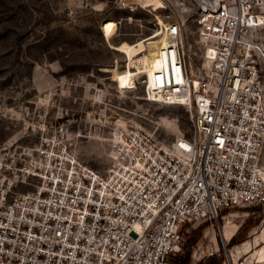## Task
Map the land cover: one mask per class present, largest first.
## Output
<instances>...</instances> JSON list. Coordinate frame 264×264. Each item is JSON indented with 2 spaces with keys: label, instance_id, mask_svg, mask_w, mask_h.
<instances>
[{
  "label": "built area",
  "instance_id": "2783aa9c",
  "mask_svg": "<svg viewBox=\"0 0 264 264\" xmlns=\"http://www.w3.org/2000/svg\"><path fill=\"white\" fill-rule=\"evenodd\" d=\"M161 1L139 37L159 38L156 56L128 88L185 105L190 126L169 140L99 127L109 159L95 168L71 151L82 130L51 123L14 160L30 188L0 186V264H170L186 224L264 204V0Z\"/></svg>",
  "mask_w": 264,
  "mask_h": 264
},
{
  "label": "rangeland",
  "instance_id": "374dc122",
  "mask_svg": "<svg viewBox=\"0 0 264 264\" xmlns=\"http://www.w3.org/2000/svg\"><path fill=\"white\" fill-rule=\"evenodd\" d=\"M127 1L140 4L133 9L120 7V0H0V186L30 188L17 170L24 160H14L51 123L82 130L71 151L95 168L109 159L99 127L132 124L167 140L188 129L185 105L148 100L141 84L128 88L135 82L132 67L146 68L156 56L159 38L139 37L156 20L148 5L162 1ZM97 85L105 90L99 101L93 96ZM227 222L235 232L230 241L223 234ZM177 254L179 262L170 264H264V204L186 224L184 244L172 257Z\"/></svg>",
  "mask_w": 264,
  "mask_h": 264
},
{
  "label": "bare ground",
  "instance_id": "6f19581e",
  "mask_svg": "<svg viewBox=\"0 0 264 264\" xmlns=\"http://www.w3.org/2000/svg\"><path fill=\"white\" fill-rule=\"evenodd\" d=\"M209 53H211V51L209 52ZM231 228H230V226L229 225H224L223 226V234H225V236H230L231 235ZM221 231H222V228H221Z\"/></svg>",
  "mask_w": 264,
  "mask_h": 264
},
{
  "label": "trees",
  "instance_id": "16d2710c",
  "mask_svg": "<svg viewBox=\"0 0 264 264\" xmlns=\"http://www.w3.org/2000/svg\"><path fill=\"white\" fill-rule=\"evenodd\" d=\"M185 246H186V245H185ZM187 256H189V252H186L185 257L187 258ZM180 258H181V255L177 254L176 256L172 257L171 261H172L173 263H178L179 260H180ZM185 261H186V259L184 260V262H185Z\"/></svg>",
  "mask_w": 264,
  "mask_h": 264
},
{
  "label": "crops",
  "instance_id": "0c3cea01",
  "mask_svg": "<svg viewBox=\"0 0 264 264\" xmlns=\"http://www.w3.org/2000/svg\"><path fill=\"white\" fill-rule=\"evenodd\" d=\"M226 224H228L230 226V222H227ZM230 228H231V226H230ZM230 231H231V235L228 236V238H226V241H230L235 235L234 231H232V230H230Z\"/></svg>",
  "mask_w": 264,
  "mask_h": 264
}]
</instances>
